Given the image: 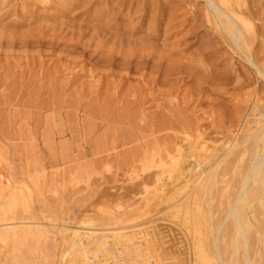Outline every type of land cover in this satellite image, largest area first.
I'll use <instances>...</instances> for the list:
<instances>
[{"label": "rangeland", "instance_id": "rangeland-1", "mask_svg": "<svg viewBox=\"0 0 264 264\" xmlns=\"http://www.w3.org/2000/svg\"><path fill=\"white\" fill-rule=\"evenodd\" d=\"M251 1L260 12L254 21L261 24L264 0ZM203 4L0 1V182L5 186L0 202L11 192H22L23 198L22 208L8 219L0 209L1 222L38 221L56 235L57 224H69V231L107 226L106 216L110 224V216L122 209L120 223L135 213L141 192H152L155 164L167 152L179 146L187 163L199 143L209 153L230 142L253 107L254 93L264 98V78L204 20ZM251 55L264 66L260 41L252 44ZM173 207L171 200L154 198L150 219L161 224L165 215L178 213ZM173 232L150 239L155 263L186 264L177 249L182 241L175 243L181 233ZM55 237L50 263L62 264V244ZM22 239L19 250L18 244L12 249L0 243V264H43L39 241ZM7 248L16 258L7 256ZM92 252L93 264L117 262L101 263L102 254Z\"/></svg>", "mask_w": 264, "mask_h": 264}, {"label": "bare ground", "instance_id": "bare-ground-1", "mask_svg": "<svg viewBox=\"0 0 264 264\" xmlns=\"http://www.w3.org/2000/svg\"><path fill=\"white\" fill-rule=\"evenodd\" d=\"M35 1L39 5H47L52 0ZM203 3L204 20L229 41L237 55L253 64L255 72L263 79L264 66L258 64V60L251 55V46L256 40L264 45V22L257 24L254 21L260 20L258 8H255L251 0H203ZM256 93H254L256 98L253 107L246 114V118L244 115L239 121L240 124L236 132L230 136L231 140L227 145L224 142L221 146L211 147L208 153L205 150L206 144L199 143L194 148V155L190 157L192 161L189 160L191 162H185L186 164L182 163V150L179 146L173 149L174 153L167 152L165 160H156L155 167L158 171L152 192H147L148 194L145 195L141 192V197L132 207L131 212L135 213L127 214L128 217L125 215L120 223L118 221L123 215L122 209L120 215L113 218L110 216L109 219H112L110 224H108L110 220L107 219L109 216H106L107 226L106 224L87 226L84 229L69 231L67 228L69 224L56 223L59 227L57 232L60 237L59 243L62 244V248L60 246L62 250H58L59 257L57 256L59 263L91 264L92 262L93 264L91 252L101 248L104 249L102 252L95 251L96 254H102L99 255V262L103 259L107 262L117 260V262L113 261L115 264H157L156 259L154 261L152 258L150 239L155 236L160 239L163 234L171 236L174 235L173 231H177L181 233V235L177 234L181 238L180 240L177 238L175 243L182 241L184 244L182 245L184 250L179 248L182 247V243L178 244L177 249L179 256L187 260L186 264H264V98L261 92ZM201 134L202 132L197 130L198 139ZM202 140L208 141L204 138ZM149 157L150 164L146 161L150 165L148 167H152L154 157L150 154ZM3 183L0 182V192L5 187ZM23 184V188H26V183ZM14 187L20 189L21 184L20 187L18 185ZM21 193L11 192L0 202L4 216L11 214L18 206L22 208ZM160 197L171 200L173 208H179L178 213L181 214L176 211L174 214L165 215L161 224L158 220L152 222L148 207L154 198L160 199ZM130 204L133 205L129 201ZM176 208L173 209L174 212ZM141 209L143 211H140ZM6 218L8 219V216ZM5 219L4 222L7 221ZM10 220L14 221V219ZM90 220L92 221L91 218ZM150 221L152 223L146 224ZM4 222L0 221V243L5 245L4 248L8 246L16 249V244L22 243L19 240L30 236L36 244L39 241V245L42 246L40 248L43 264L52 263L50 259L55 257L53 250L57 234L54 235L47 226L44 227L42 222L38 221ZM4 241L9 243L5 244ZM19 249L20 247L17 248ZM7 250L9 249H6L8 256L10 253L8 254ZM95 252H92V256H95ZM163 252L168 254L166 251ZM117 253L122 257L119 258ZM13 257L15 256L11 258ZM5 262L7 264V261ZM11 262L9 261L8 264ZM33 262L36 261H32V264ZM12 263L14 264V261Z\"/></svg>", "mask_w": 264, "mask_h": 264}]
</instances>
